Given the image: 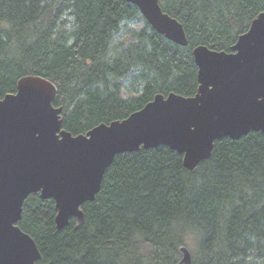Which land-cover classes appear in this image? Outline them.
<instances>
[{
  "label": "trees",
  "instance_id": "obj_1",
  "mask_svg": "<svg viewBox=\"0 0 264 264\" xmlns=\"http://www.w3.org/2000/svg\"><path fill=\"white\" fill-rule=\"evenodd\" d=\"M188 45L156 33L125 0H0V99L18 80L52 82L62 128L85 134L123 120L155 95L192 97L198 45L230 52L264 12V0H159ZM130 40L111 47L125 27ZM133 96L124 97L123 89ZM165 146L115 156L84 220L57 230L53 200L27 197L17 226L35 242L36 264H264V135L215 141L188 171Z\"/></svg>",
  "mask_w": 264,
  "mask_h": 264
},
{
  "label": "water",
  "instance_id": "obj_2",
  "mask_svg": "<svg viewBox=\"0 0 264 264\" xmlns=\"http://www.w3.org/2000/svg\"><path fill=\"white\" fill-rule=\"evenodd\" d=\"M166 40L186 47L181 23L159 0H125ZM197 68L194 96L155 95L123 120L99 124L85 134L62 128L54 107L56 86L39 76L18 80L16 92L0 99V264H36L34 240L17 223L32 194L53 200L57 230L71 219L82 224V207L99 193L115 156L165 146L194 171L211 157L214 143L250 132L264 135V12L251 22L230 52L203 45L191 51ZM177 264H192L185 246Z\"/></svg>",
  "mask_w": 264,
  "mask_h": 264
},
{
  "label": "rangeland",
  "instance_id": "obj_3",
  "mask_svg": "<svg viewBox=\"0 0 264 264\" xmlns=\"http://www.w3.org/2000/svg\"><path fill=\"white\" fill-rule=\"evenodd\" d=\"M140 25L139 24H132V25H128L127 27H125L118 35H116L113 40L111 41V47L115 46V45H119L120 43H125L127 41L130 40V31L133 29H137L139 28ZM129 86L128 83H126V88L123 89V95L124 97H131L133 96V93L131 92V90L129 88H127ZM190 251H191V247H187Z\"/></svg>",
  "mask_w": 264,
  "mask_h": 264
}]
</instances>
